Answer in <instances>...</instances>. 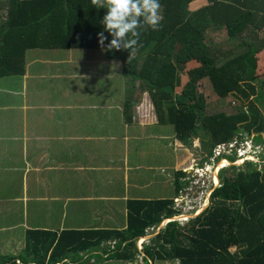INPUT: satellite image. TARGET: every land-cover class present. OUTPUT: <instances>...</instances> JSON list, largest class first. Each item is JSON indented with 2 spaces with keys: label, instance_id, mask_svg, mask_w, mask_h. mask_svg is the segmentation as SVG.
<instances>
[{
  "label": "trees",
  "instance_id": "1",
  "mask_svg": "<svg viewBox=\"0 0 264 264\" xmlns=\"http://www.w3.org/2000/svg\"><path fill=\"white\" fill-rule=\"evenodd\" d=\"M159 2L163 16L159 29L141 28L142 46L130 57L129 50L107 49L112 39L108 32L105 46H100L98 33L104 30L101 20L107 10L98 9L92 0H0V78L24 75L29 50L104 49L110 59L123 63L140 93L151 95L159 121L173 125L187 145L200 138L207 146L208 140L211 158L214 149L239 137L244 141L257 133L256 147L264 144V0ZM213 33L227 35L237 47L226 50L209 44ZM236 49L240 53L235 56ZM206 78L220 98L236 95L243 106L209 115L207 100L199 92ZM223 158L232 165L221 170V186L209 208L185 226L173 221L162 229L144 246L145 264H264V172L254 161L236 165L237 156ZM184 175L179 172V177ZM179 182L180 178L177 195L183 187ZM173 204L132 202L125 231H65L60 236L31 231L28 243L35 240V247L45 249L42 238L51 239L47 255L45 250L37 253L40 264H46L54 246L49 264L96 249L108 251L111 259L135 261L138 240L148 235V229L160 227L165 216L174 218ZM6 262L0 258V264Z\"/></svg>",
  "mask_w": 264,
  "mask_h": 264
},
{
  "label": "crops",
  "instance_id": "2",
  "mask_svg": "<svg viewBox=\"0 0 264 264\" xmlns=\"http://www.w3.org/2000/svg\"><path fill=\"white\" fill-rule=\"evenodd\" d=\"M223 36L213 33L209 39ZM138 88L123 63L104 49L29 50L24 75L0 78V258L5 264H40L37 253L47 255L51 239L42 238L45 249L35 247V240L28 243L31 231L59 236L125 231L132 202L174 201L179 178L183 186L179 172L191 168L196 156L173 125L159 121L151 95ZM66 110L71 112L62 119ZM180 150L188 154L179 156ZM172 210L175 217L174 204ZM173 219L165 216L160 227L138 240L135 261L111 259L108 251L96 249L67 262L145 264V241ZM115 242L109 243L112 249ZM160 263L181 264H152Z\"/></svg>",
  "mask_w": 264,
  "mask_h": 264
},
{
  "label": "clouds",
  "instance_id": "3",
  "mask_svg": "<svg viewBox=\"0 0 264 264\" xmlns=\"http://www.w3.org/2000/svg\"><path fill=\"white\" fill-rule=\"evenodd\" d=\"M92 4L107 10L101 20L104 30L98 33L100 46H105L108 37L104 33L108 32L112 39L107 49L129 50L130 57L142 46L139 30L146 27L158 30L163 19L159 0H92Z\"/></svg>",
  "mask_w": 264,
  "mask_h": 264
},
{
  "label": "rangeland",
  "instance_id": "4",
  "mask_svg": "<svg viewBox=\"0 0 264 264\" xmlns=\"http://www.w3.org/2000/svg\"><path fill=\"white\" fill-rule=\"evenodd\" d=\"M208 42H209V44L212 42H215L216 44L223 46L226 50L237 47V44L235 42H233L232 40H229L227 35H225L223 37H217V38L214 37L213 39H209V37H208ZM236 50L237 51L234 54L235 56L240 53V49L239 50L236 49ZM222 54L224 55V53H222ZM199 92H200V94H203L207 100V105H208L207 112L209 115H212V114H215V113H218L221 111L231 113L232 111H235L236 109L243 106V104H241V102L237 99V96L234 98H231V96H230V98L228 97L225 99L220 98L219 95L216 93L212 82L209 79L202 80L200 82ZM37 105H39V103L36 104V107H37ZM261 108H262V111L264 113V106L261 105ZM70 112L71 111L66 110L63 113V115L61 116V118L62 119L67 118L68 114ZM170 130H171V128L163 130V134H168V132ZM257 135L258 134L255 133L252 136V138L246 137V139L244 141H242V139H240V137H239L238 139H240V144H241L240 147H242L243 150L238 151V148H236V146H238V143L233 142L234 143L233 145H229V147H227L226 150L222 151L223 153H222L221 157L220 156L215 157V155L212 157V159H213L212 165L217 164L218 161H221L223 157H229V156H235V157L237 156L238 161H237L236 165H241V164L245 163L246 159L240 160V157L245 155L246 158H248L249 160L256 162L259 166V169L264 172V144L258 145L256 147L255 143L253 142L254 136H257ZM223 145H228V144H223ZM187 146L192 149V151L194 152V154L196 156L195 157V159H196L195 164L200 163V166H203L206 163L205 158L207 155H205V153H208L209 154L208 156H211V154H210L211 144L208 140H207V146H205V143L200 138L193 141L191 146H190V144ZM252 147L257 151L252 153ZM214 150L216 151V149H214ZM219 153H221V152H218L217 155H219ZM187 154L188 153H186V151H184V150H180V152H179V156H185ZM227 163L225 161V163L223 164V166L221 168L230 166V165L226 166ZM214 172H215V170H214ZM209 179H210L209 181H213V174H211V173L209 174ZM217 181H218V178H217ZM205 188H208V184L205 185ZM186 192L189 193V191H186ZM174 200H175V198H174ZM190 209H192V208H190ZM187 224H185V225H187ZM185 225H183V226H185ZM156 231H158V229L151 231L150 234L153 235L154 233H156ZM144 240L145 239H143V241ZM146 244H150V243H146V241H145L144 246ZM233 251H235V249H233ZM96 259H98V258H96ZM166 262H172V261H166ZM160 264H164V263H160Z\"/></svg>",
  "mask_w": 264,
  "mask_h": 264
},
{
  "label": "built area",
  "instance_id": "5",
  "mask_svg": "<svg viewBox=\"0 0 264 264\" xmlns=\"http://www.w3.org/2000/svg\"><path fill=\"white\" fill-rule=\"evenodd\" d=\"M234 142H237L239 145L240 141L239 139H236ZM233 144L234 143L230 145ZM227 147H229V145L218 146L215 151L216 154H214L215 157H221L223 153L222 151L226 150ZM236 148H238V151L243 150L242 147L239 146H236ZM252 149L254 148L252 147ZM218 152L221 153L217 155ZM242 157H240V160L246 159V161H251L246 158L245 155ZM212 160V157L211 159L208 158L207 160H205L206 163L203 166H200V163H198L194 164L191 168L184 170V173L186 175L181 177L183 187L180 189L178 195L174 200V210L177 214L174 217L173 221H177L180 224L185 225L194 218L200 216L209 208L213 193L218 187L221 186L220 172L225 168H221V162L224 161L225 158H222L221 161H218V165H212ZM231 164L232 163H230L229 165ZM210 173L213 174V181H209ZM217 177L219 178V182H217ZM206 184H208V188H205ZM186 191H189V193Z\"/></svg>",
  "mask_w": 264,
  "mask_h": 264
},
{
  "label": "bare ground",
  "instance_id": "6",
  "mask_svg": "<svg viewBox=\"0 0 264 264\" xmlns=\"http://www.w3.org/2000/svg\"><path fill=\"white\" fill-rule=\"evenodd\" d=\"M225 161H228V160L225 159L224 161H222V162H221V167L223 166V164L225 163ZM229 162H230V161H229ZM229 162H228V163L226 162V163H227L226 166L230 164ZM217 178H218V177H217ZM217 182H219V178H218V181H217Z\"/></svg>",
  "mask_w": 264,
  "mask_h": 264
}]
</instances>
